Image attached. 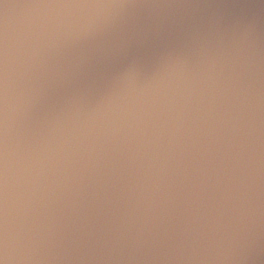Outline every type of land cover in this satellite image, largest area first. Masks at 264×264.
<instances>
[{"label":"water","instance_id":"water-1","mask_svg":"<svg viewBox=\"0 0 264 264\" xmlns=\"http://www.w3.org/2000/svg\"><path fill=\"white\" fill-rule=\"evenodd\" d=\"M4 264H264V0H0Z\"/></svg>","mask_w":264,"mask_h":264},{"label":"clouds","instance_id":"clouds-1","mask_svg":"<svg viewBox=\"0 0 264 264\" xmlns=\"http://www.w3.org/2000/svg\"><path fill=\"white\" fill-rule=\"evenodd\" d=\"M0 264H4V261L3 260H0Z\"/></svg>","mask_w":264,"mask_h":264}]
</instances>
